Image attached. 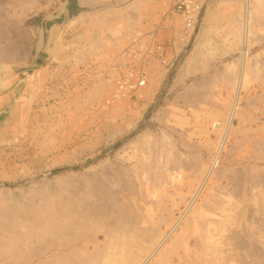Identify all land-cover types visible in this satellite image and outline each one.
Masks as SVG:
<instances>
[{"label": "rangeland", "instance_id": "374dc122", "mask_svg": "<svg viewBox=\"0 0 264 264\" xmlns=\"http://www.w3.org/2000/svg\"><path fill=\"white\" fill-rule=\"evenodd\" d=\"M84 1L0 127V264H264V0H198L191 28L177 0ZM2 3L0 34L27 36L0 86L64 0ZM135 34L158 55L140 98L113 99L125 47L103 71L100 51Z\"/></svg>", "mask_w": 264, "mask_h": 264}, {"label": "crops", "instance_id": "0c3cea01", "mask_svg": "<svg viewBox=\"0 0 264 264\" xmlns=\"http://www.w3.org/2000/svg\"><path fill=\"white\" fill-rule=\"evenodd\" d=\"M84 2V0H75V2L71 3L68 0H64L63 8H60L50 17L45 18L43 23L40 24L41 30L38 31V38L34 45V55L28 61H25L22 68L23 72H11V74L8 73L4 77V86H0V127L4 126L5 123H21L22 117H24L29 110V102L31 101L30 95L33 87L38 83L39 79L43 77L42 73L45 74L47 72L46 60L51 54L49 51H47L48 54L46 55L42 53L41 49L44 43L46 45H54L56 43L60 31L57 24L58 20L61 19L63 22L75 15L77 18L82 16L83 12L81 10L85 4ZM52 34L53 36L51 37ZM127 44L128 40L124 41L122 45L121 43L114 42V40L111 41V44L105 50L100 51L101 56H104L101 58V63H97L98 68L101 67L102 71L105 70L110 64V56L119 52L126 47ZM166 54L168 55V53ZM170 54L173 56V53L170 52ZM97 55H99V53H95L90 59L92 61L91 67L87 65V73L85 74L87 80L94 76V72L97 70V67L95 68L93 64V57ZM167 55H165V58H167ZM170 59L171 57L167 60L169 61Z\"/></svg>", "mask_w": 264, "mask_h": 264}, {"label": "built area", "instance_id": "2783aa9c", "mask_svg": "<svg viewBox=\"0 0 264 264\" xmlns=\"http://www.w3.org/2000/svg\"><path fill=\"white\" fill-rule=\"evenodd\" d=\"M173 9L182 15L185 27L191 28L199 11V1L177 0ZM153 42L144 43L141 36L135 34L130 38L128 45L114 57L113 71L116 76V85L113 98L141 97V89L146 82L142 67L150 58L158 55V46H154Z\"/></svg>", "mask_w": 264, "mask_h": 264}, {"label": "bare ground", "instance_id": "6f19581e", "mask_svg": "<svg viewBox=\"0 0 264 264\" xmlns=\"http://www.w3.org/2000/svg\"><path fill=\"white\" fill-rule=\"evenodd\" d=\"M5 1V2H4ZM0 0V4L2 3L4 6V10L7 11L8 15L12 16L16 12L23 15L27 12H35V4L34 0ZM6 28L0 34V59L2 62H8L12 60L16 56H22V53L25 49V41L24 38L27 36L25 30H21L20 33H14L13 28V20H5ZM12 25V26H11ZM57 31V30H56ZM25 32V33H24ZM61 32V31H60ZM41 35V34H40ZM53 34L51 35V37ZM58 37V36H57ZM41 42V41H40ZM55 42V41H54ZM59 46V45H58ZM56 48V47H55ZM50 49V48H49ZM44 52V51H43ZM55 52V51H54ZM47 53V51H46ZM48 54V53H47ZM46 55V54H45ZM54 56V55H53ZM114 60V59H113ZM114 62V61H113ZM3 64V63H2ZM4 68V67H3ZM33 68V66H32ZM36 69V68H35ZM6 71V70H4ZM22 71V70H21ZM23 72V71H22ZM42 72V71H41ZM44 74V73H42ZM111 74V73H110ZM148 74V73H147ZM146 74V75H147ZM145 75V76H146ZM44 76V75H43ZM12 77V76H11ZM146 78V77H145ZM4 79V78H3ZM8 79V78H7ZM112 79V78H111ZM2 83L0 79V84ZM115 86V85H114ZM39 87V86H38ZM35 89V88H34ZM147 90V89H146ZM26 91V90H25ZM147 92V91H146ZM24 94V93H23ZM114 99V98H113ZM123 99V98H122ZM121 100V99H120ZM137 100V99H136ZM116 102V101H115ZM17 103V102H16ZM18 105V104H17ZM28 108V107H27Z\"/></svg>", "mask_w": 264, "mask_h": 264}]
</instances>
